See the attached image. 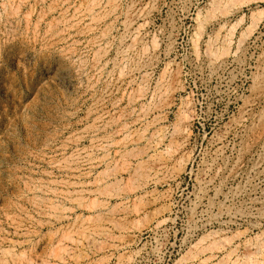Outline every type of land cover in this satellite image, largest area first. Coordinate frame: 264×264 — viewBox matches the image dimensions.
<instances>
[{"label": "rangeland", "instance_id": "rangeland-1", "mask_svg": "<svg viewBox=\"0 0 264 264\" xmlns=\"http://www.w3.org/2000/svg\"><path fill=\"white\" fill-rule=\"evenodd\" d=\"M263 72L264 0H0V264H264Z\"/></svg>", "mask_w": 264, "mask_h": 264}, {"label": "bare ground", "instance_id": "bare-ground-1", "mask_svg": "<svg viewBox=\"0 0 264 264\" xmlns=\"http://www.w3.org/2000/svg\"><path fill=\"white\" fill-rule=\"evenodd\" d=\"M149 12V11H148ZM128 23V22H127ZM128 27V26H127ZM224 51H226V50H224ZM227 52H228V50H227ZM225 53V52H224ZM216 55V54H215ZM214 55V56H215ZM221 56H222V54H220ZM214 58V57H213ZM216 58V57H215ZM264 73V72H263ZM259 76V75H258ZM262 76V75H261ZM199 189V188H198ZM213 205V204H212Z\"/></svg>", "mask_w": 264, "mask_h": 264}]
</instances>
